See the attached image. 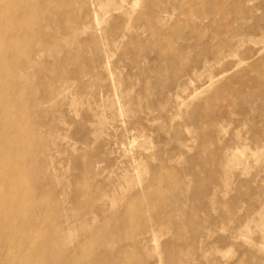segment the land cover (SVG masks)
<instances>
[{"label":"rangeland","instance_id":"obj_1","mask_svg":"<svg viewBox=\"0 0 264 264\" xmlns=\"http://www.w3.org/2000/svg\"><path fill=\"white\" fill-rule=\"evenodd\" d=\"M35 1L0 26L1 207L34 195L0 261L60 264L79 244L94 264H264V0ZM167 203L182 215L155 221Z\"/></svg>","mask_w":264,"mask_h":264},{"label":"bare ground","instance_id":"obj_2","mask_svg":"<svg viewBox=\"0 0 264 264\" xmlns=\"http://www.w3.org/2000/svg\"><path fill=\"white\" fill-rule=\"evenodd\" d=\"M191 2H194V0H192ZM37 3L38 2H36L35 0H0V26H1V19H3V18L8 19V17H12V18L17 17V19H20L22 22L23 21L25 22L24 25H27V23L29 21L30 13L32 12V10L34 11ZM42 3H47V1L42 0ZM139 3H140V0H134L132 8H135L136 6H138ZM50 5H51L50 10L55 11L57 8V2L54 0L51 2ZM36 9H37V7H36ZM207 28L209 31H211L212 25H208ZM8 33H9V27L6 28L5 33L0 31V62H2L6 58L7 52L10 48V45L7 42ZM193 33L196 34V32H193ZM24 35H25V33H24ZM262 62H264V57L261 58L260 60H258L255 63L256 64L255 66L257 67V65H259ZM255 70L256 69L255 68L253 69L252 67L249 69H245L240 74H238L237 79L239 80L242 75L252 73ZM252 81H255V80L252 79ZM258 97H259L258 100L260 101V105H264L263 96L259 95ZM253 111L256 112L255 107L253 108ZM263 117H264V114H263ZM260 119L263 120L262 117H260ZM202 123H205V121L203 120ZM1 124H2V122H1ZM4 136H5V134H3V136H1V137H4ZM200 152L205 153V148L201 147ZM201 163H205V167L207 168L208 171H210L211 168L208 166L209 165V159H203L201 161ZM86 185H88V182H86ZM47 188H48V186L46 187V189ZM46 189L42 190V191H45V193L48 192V191H46ZM8 191H10V190L8 189ZM20 191H21V189H20ZM37 192H38V188H37ZM8 193H10V192H8ZM45 193H43L42 195H44ZM10 195H11V193H10ZM33 197H34V195L31 194L30 191H25V192L21 191L20 194L18 195V197L13 199V202H12L13 207L12 208L7 209L4 206L1 207V203H0V236L6 237V238H8V237H20L17 234L18 233L17 229L20 228V226H22L23 228H30L31 220H26L24 222L22 221L18 225L13 226V227H9L5 221L11 216H13L15 219L19 220V218H21L20 205H19L20 202H22L24 200H28V201L30 200L31 201V199H33ZM77 198L79 199V197H77ZM156 199H158V200L164 199L163 194L162 193H156ZM147 205L149 206L150 203H148ZM128 206H131V203H129ZM167 209H170V213L172 212L173 215L176 213H180V212L183 213L182 208L178 207L176 204H174V206H173L172 203H167V205H163L161 207V210L159 209L158 212H155V214H153V219L157 222H160L162 220L165 221L166 219L168 220L169 217L166 218ZM147 211L150 212V209H148ZM126 213H127V219H124L123 221L129 220V217L132 213L131 209L128 208L126 210ZM176 215L179 216L182 214H176ZM169 216H172V215L170 214ZM28 217H29V215L26 218H28ZM184 218L187 219V222L184 223L183 225L179 224L176 227L177 231L179 233H182L180 228L183 226L190 225L191 227H193V226L195 227L197 225V219L194 215L187 214V217L184 216ZM106 221H109V222L113 221L115 223L116 227L119 225H122L120 223V220L115 218V217H114V219L110 218V219H107ZM48 231H49V233L51 232V234H52L55 232V229L50 227L48 229ZM30 235H31V233H30ZM34 236H35V234H33L31 236L32 240L35 239ZM57 238H58V236H56V234H55L54 239L51 241H56ZM152 239H153V241H154V239H156L154 237V234L152 235ZM28 242L29 243L27 244L25 249H29L34 244L30 240H28ZM76 249H77V253L73 254V252ZM71 251H72V253L66 251V252H68V255H70V256H68L70 261H68L67 259H64V261H60V264H73L72 259L73 260L82 259L83 261L87 262L88 264H94V261H93V259H91V255H90L89 251L86 249L85 245H79L78 244L76 247L71 249ZM121 252H125V250H121ZM17 253L19 255L18 259H17L16 254L12 251L11 253H9L4 258V260L0 261V264H25V262L28 260V256L24 253L23 249L21 248V250H17ZM122 256H123V254H122ZM94 257L96 259L97 264H99L98 263L99 259H102V260L107 259V260H109L110 264H114V258L115 257L109 251H102L101 253L95 255ZM184 258H185V256H184ZM181 259H183V258H181ZM74 262H75V264H78L76 261H74ZM169 262L173 263L172 257L169 258ZM116 263H118V261H115V264ZM119 264H133V263H131L130 259H126L123 256V259H120Z\"/></svg>","mask_w":264,"mask_h":264}]
</instances>
